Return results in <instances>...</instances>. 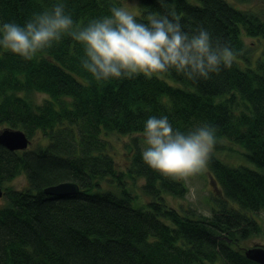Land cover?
<instances>
[{"label":"trees","instance_id":"1","mask_svg":"<svg viewBox=\"0 0 264 264\" xmlns=\"http://www.w3.org/2000/svg\"><path fill=\"white\" fill-rule=\"evenodd\" d=\"M138 1L141 17L163 11L156 0ZM53 2L0 0V23L23 24ZM66 3L81 24L122 4ZM169 3L186 29L203 25L241 53L231 69L195 82L174 72L96 82L70 38L32 61L0 49V128L22 129L35 141L26 150L0 144V185L8 198L0 205V264H260L246 257L243 242L262 231L256 213L264 208V16L230 0ZM243 35L263 42L255 60ZM35 93L46 97L36 101ZM152 115H168L182 131L209 123L257 167L231 165L214 153L208 169L219 193L212 212L175 207L168 197L186 196L185 180L146 165L136 138L125 169L109 148L107 134H141ZM20 174L26 187L3 186ZM65 181L80 192L44 193Z\"/></svg>","mask_w":264,"mask_h":264},{"label":"clouds","instance_id":"2","mask_svg":"<svg viewBox=\"0 0 264 264\" xmlns=\"http://www.w3.org/2000/svg\"><path fill=\"white\" fill-rule=\"evenodd\" d=\"M163 11L141 17L124 4L81 24L66 0H55L23 23H0V49L25 61L41 58L65 38L81 48V68L96 82L164 78L176 73L190 81L209 80L231 69L240 52L203 25L186 29L169 0ZM143 162L165 178L184 181L203 173L215 153L218 129L197 123L175 128L168 115L148 117L141 133Z\"/></svg>","mask_w":264,"mask_h":264},{"label":"rangeland","instance_id":"3","mask_svg":"<svg viewBox=\"0 0 264 264\" xmlns=\"http://www.w3.org/2000/svg\"><path fill=\"white\" fill-rule=\"evenodd\" d=\"M230 1H232L235 5L242 8L257 9L260 12H262L261 14H263L264 16V4L262 3V0H242V1L230 0ZM121 2L122 4L127 6L130 10L136 13L138 12L137 10L139 9L138 0H121ZM243 39L245 41L244 46H246L245 48L247 50V55L252 60H255L257 57H259L262 51L263 42L261 41V39L246 35H243ZM44 97H46V95L43 93L34 94V99L36 101H42ZM106 136L109 141L110 151L114 155V158H116L118 167L120 169L121 168L125 169V167H127L130 161L131 151L129 148L133 146L132 141L136 138L137 143L141 146L142 144L141 134L134 133V134L119 135L118 133H111V134H107ZM221 140L223 141V143L220 144L222 146V149L221 150L216 149L215 153L222 160H224L226 163H229L231 165L248 164L249 166L257 167L243 153L245 151L244 147L234 142H230L225 138H222ZM31 141L32 143L30 144V147L34 146V142H35L34 139H32ZM209 173L210 171L207 168L203 173L190 177L189 179L185 180L189 188L186 196L180 198L169 195L168 197L169 202L175 205V207L179 206L181 209L186 207L187 208L192 207L203 214H207V215L210 214L212 212L211 210L212 206L216 205V197L217 194L219 193V188L218 185H216L213 182L211 174ZM27 182L28 181L26 175L20 174L17 177L13 178L12 180L6 181L3 186L7 185L13 188H24L28 184ZM142 182H143L142 179L139 180V184H141ZM135 189L136 192L139 191L141 195H143L142 199L147 200V198H145V195L142 193L140 187H137ZM7 200H8L7 195L2 194V196H0V205H3L5 202H7ZM135 201H136L135 203L138 204L137 200ZM256 216L260 221V223L262 224V231L259 234L246 239L243 242L244 246L264 245V208L261 209L258 213H256ZM216 264H225V263H222L221 261V263L217 262Z\"/></svg>","mask_w":264,"mask_h":264},{"label":"water","instance_id":"4","mask_svg":"<svg viewBox=\"0 0 264 264\" xmlns=\"http://www.w3.org/2000/svg\"><path fill=\"white\" fill-rule=\"evenodd\" d=\"M31 139L22 129L4 128L0 129V144L10 150L25 149L31 143ZM80 192V186L73 181H65L58 184L46 186L44 193L57 195L60 197ZM3 194V188L0 185V196ZM244 253L247 258H250L260 264H264V245H250L244 247Z\"/></svg>","mask_w":264,"mask_h":264}]
</instances>
